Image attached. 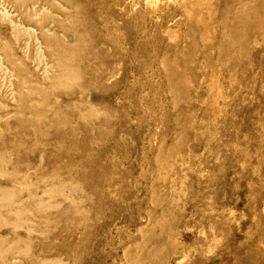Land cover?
<instances>
[{
    "label": "rangeland",
    "instance_id": "rangeland-1",
    "mask_svg": "<svg viewBox=\"0 0 264 264\" xmlns=\"http://www.w3.org/2000/svg\"><path fill=\"white\" fill-rule=\"evenodd\" d=\"M0 264H264V0H0Z\"/></svg>",
    "mask_w": 264,
    "mask_h": 264
},
{
    "label": "bare ground",
    "instance_id": "bare-ground-1",
    "mask_svg": "<svg viewBox=\"0 0 264 264\" xmlns=\"http://www.w3.org/2000/svg\"><path fill=\"white\" fill-rule=\"evenodd\" d=\"M67 61V60H66ZM64 63H65V61H64Z\"/></svg>",
    "mask_w": 264,
    "mask_h": 264
}]
</instances>
